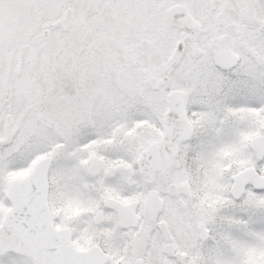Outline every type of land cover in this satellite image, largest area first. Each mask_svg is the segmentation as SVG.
<instances>
[{"label": "snow or ice", "instance_id": "6c2138e0", "mask_svg": "<svg viewBox=\"0 0 264 264\" xmlns=\"http://www.w3.org/2000/svg\"><path fill=\"white\" fill-rule=\"evenodd\" d=\"M0 264H264V0H0Z\"/></svg>", "mask_w": 264, "mask_h": 264}]
</instances>
